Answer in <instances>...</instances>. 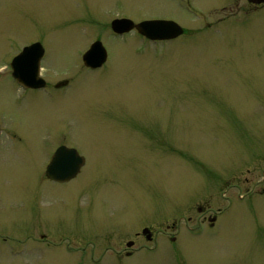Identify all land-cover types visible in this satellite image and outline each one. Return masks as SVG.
Masks as SVG:
<instances>
[{
	"label": "rangeland",
	"instance_id": "1",
	"mask_svg": "<svg viewBox=\"0 0 264 264\" xmlns=\"http://www.w3.org/2000/svg\"><path fill=\"white\" fill-rule=\"evenodd\" d=\"M73 2L0 0V67L7 43L45 33L43 77L69 80L29 105L13 102L21 92L1 76L4 126L12 133L16 116L23 130L74 133L88 155L74 180L54 185L36 136L0 147V264H264V7ZM114 17L169 18L185 32L118 37ZM95 39L108 58L89 72L77 54ZM30 230L45 241L31 246Z\"/></svg>",
	"mask_w": 264,
	"mask_h": 264
},
{
	"label": "flooded vegetation",
	"instance_id": "2",
	"mask_svg": "<svg viewBox=\"0 0 264 264\" xmlns=\"http://www.w3.org/2000/svg\"><path fill=\"white\" fill-rule=\"evenodd\" d=\"M73 1L75 2L76 0H73ZM73 1L71 0V2H73ZM248 1H249L250 6L254 7L255 9L260 8V7H264V0H248ZM74 2H73V4H74ZM74 7H75V5L72 6V9H74ZM238 8H239V5L237 3L234 4V6L232 7V12L235 13L238 10ZM72 12H73V10H71L68 15L66 14V16L70 17L72 15ZM122 18H127V17H114L110 20V22H109V28L111 31L110 33L112 35L118 36V37L127 35L130 32H135L136 34H138V32L135 29H132L128 33H124L122 35L116 34L111 29L112 20L122 19ZM129 19H131L134 23H138L142 20L156 19V18H146V19H140L137 21L133 20L132 18H129ZM162 19H164V18H162ZM167 19H169V18H167ZM184 32H185V30L183 31L182 35L184 34ZM44 34L39 35V36L34 37V38L27 37V40L22 41L21 43L20 42H16V43L9 42V43H7V46L5 43H2V47H4L3 49H5V46H6V48L8 47L9 49L12 50L13 54H11L6 65L5 66L3 65V67L2 66L0 67V77L7 74V76L9 77L10 85H12L13 88H14V86L17 87L19 89V92H21L20 93L22 95L21 99L20 100H17V99L13 100V102L15 104H21V101H22V102H25L26 104L30 105L32 100L35 98H39L40 100H43L45 97L44 95H51L52 96V93L49 92V90H51V88L57 90L59 88H68L69 87V80L67 78L59 80V81L55 82L52 86H50L48 84L47 80L43 77V73H42L43 69H44L43 63H44L46 54L48 52L46 45L43 42V40L46 41V37L45 38L41 37V36H44ZM138 35L140 37H142V39H144L145 41L156 42V41H149L148 39L144 38L140 34H138ZM0 41L3 42V38H1ZM58 41H60V40L58 39ZM95 41H101V40L95 39L94 41H92L89 44V46ZM32 46H34V47L29 51V53L27 54V56L23 60L16 62V64L13 62L14 59L23 51V49L30 48ZM89 46L84 50V52L82 54H77V56L80 55L81 60H82L83 54L89 48ZM3 49H1V51ZM107 58H108V51H107L106 60L103 63V65L106 63ZM82 65L89 72H95L96 70L102 68V66H103L102 65L99 68L91 69V68L85 66L83 62H82ZM36 66H38V79H42L44 81V84L42 86H40V87H31L30 85L23 86L20 83H18V81L14 78L13 74L15 73L16 68H17V70H19L20 73H24L25 75L30 76L31 74H33V71L35 70L34 68ZM38 83H39V80L36 79V84H38ZM35 93H36V95H35ZM41 93H43L44 95H41ZM54 96H55V94L53 95V97ZM12 117H11V119L8 118V123L11 124V126L13 127V130H14L12 133L8 132V127L4 126L5 122L0 117V147L7 145L11 149L17 148L18 147L17 144L24 143V140H25V137L27 134H33L34 136H36L38 139V141H37L38 153H36V156H34V157H37V155L42 154L43 159L40 161V163L42 165L44 164L42 168H43L44 176L48 181L54 183V185H57V184L63 185L64 183H68V182H70L76 178V177H74V178H72L66 182H57V181L51 180L50 178H48L46 176V171H47L49 164L51 163L52 157L61 148L64 149V151H65L64 153H68L69 151L74 150L79 156L83 157V165L80 168L79 173H80L82 168L86 167L88 155L86 154L85 149H84L85 144L84 143L82 144L79 142V141L84 142V139H82V140L79 139L77 137V135L74 133H72L69 138H68V135L63 134L62 132H46L45 133L44 131L47 129V127H45L43 125L44 123H39L37 125V127H38L37 131L32 132L34 129L31 126V124L27 126L26 130H23V129H20V124L18 122V119H16V116H12ZM49 128L53 129L52 127H49ZM41 164H39V165H41ZM39 165L36 164L38 169H39V167H38ZM40 168H41V166H40ZM63 170L65 171V169H60V171H63ZM209 218H210L209 220L211 221V224H212V222L215 220V217H209ZM34 226L35 225H33L32 227H34ZM36 226H38V225H36ZM145 228H147V227H145ZM46 229H43V230H46ZM43 230L42 231L39 230V232H37V233H34V232L31 233V230H30L31 234L29 233V234L25 235V238L28 239V242L31 244V246H32V242H33L32 237H34V236H39V237H41L40 240L45 241L44 236L47 237V233L43 232ZM48 230L51 231L52 233H54L51 229H48ZM148 230H149V232L147 234H142V232H141V234L143 236H145V238L147 240L150 241L153 239L152 230L150 228H148ZM33 231H36V229L34 228ZM55 235L59 236L58 234H55ZM136 235H138V233ZM36 239H34V240H36ZM130 242H131V245H133V241L131 240ZM34 243H36V242H34ZM125 253H126V255H128L131 252L127 251ZM69 263H70V261H69Z\"/></svg>",
	"mask_w": 264,
	"mask_h": 264
},
{
	"label": "water",
	"instance_id": "3",
	"mask_svg": "<svg viewBox=\"0 0 264 264\" xmlns=\"http://www.w3.org/2000/svg\"><path fill=\"white\" fill-rule=\"evenodd\" d=\"M111 28L118 34L128 32L135 28L141 35L150 40H169L179 36L183 32L178 24L170 20H148L134 24L129 19H115L111 23ZM34 46L23 49L13 62L16 64V62L23 60ZM82 58L87 67L94 69L100 67L105 61L106 50L101 42L97 41L90 46ZM34 69L33 74L27 76L24 73H20L16 68L13 75L23 86L30 85L31 87H40L44 84V81L38 79V66ZM36 79L39 80L38 84H36ZM64 152V149L61 148L54 154L46 171V176L48 178L58 182H65L73 178L83 164V158L74 150L68 153ZM60 169H65V171H60ZM146 231L147 230L144 229L143 233ZM129 245L130 243H128V246Z\"/></svg>",
	"mask_w": 264,
	"mask_h": 264
}]
</instances>
